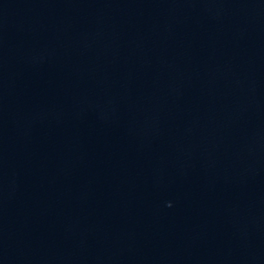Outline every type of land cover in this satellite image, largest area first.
<instances>
[{
	"label": "water",
	"instance_id": "1",
	"mask_svg": "<svg viewBox=\"0 0 264 264\" xmlns=\"http://www.w3.org/2000/svg\"><path fill=\"white\" fill-rule=\"evenodd\" d=\"M0 264H264V0H0Z\"/></svg>",
	"mask_w": 264,
	"mask_h": 264
}]
</instances>
